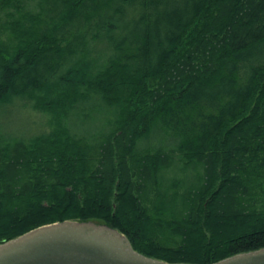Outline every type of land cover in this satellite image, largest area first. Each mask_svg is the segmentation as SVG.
<instances>
[{
	"label": "trees",
	"instance_id": "16d2710c",
	"mask_svg": "<svg viewBox=\"0 0 264 264\" xmlns=\"http://www.w3.org/2000/svg\"><path fill=\"white\" fill-rule=\"evenodd\" d=\"M95 98L112 130L71 132ZM17 99L55 127L0 140V245L75 221L168 264L264 248V0H0V107Z\"/></svg>",
	"mask_w": 264,
	"mask_h": 264
},
{
	"label": "water",
	"instance_id": "95a60500",
	"mask_svg": "<svg viewBox=\"0 0 264 264\" xmlns=\"http://www.w3.org/2000/svg\"><path fill=\"white\" fill-rule=\"evenodd\" d=\"M0 264H168L134 250L118 230L65 221L34 229L0 245ZM215 264H264V248Z\"/></svg>",
	"mask_w": 264,
	"mask_h": 264
},
{
	"label": "rangeland",
	"instance_id": "374dc122",
	"mask_svg": "<svg viewBox=\"0 0 264 264\" xmlns=\"http://www.w3.org/2000/svg\"><path fill=\"white\" fill-rule=\"evenodd\" d=\"M91 51L95 58L107 54L106 46L101 43L96 44ZM115 119V113L95 98L89 103L79 105L72 112L67 124L71 132L90 139L109 133ZM54 127L52 116L34 110L27 100L17 99L12 105L0 107V140L2 137H11L30 142L36 137L52 133ZM146 144L157 149L160 145L170 146L171 142L164 144L163 139L156 134L150 141L144 142L142 148ZM192 176L191 168L186 170L174 168L169 171L164 182L170 187L177 185L183 189L190 184Z\"/></svg>",
	"mask_w": 264,
	"mask_h": 264
}]
</instances>
